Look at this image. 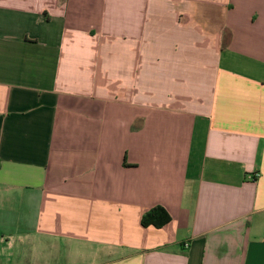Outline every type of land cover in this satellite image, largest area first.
Returning a JSON list of instances; mask_svg holds the SVG:
<instances>
[{
	"label": "crops",
	"instance_id": "1",
	"mask_svg": "<svg viewBox=\"0 0 264 264\" xmlns=\"http://www.w3.org/2000/svg\"><path fill=\"white\" fill-rule=\"evenodd\" d=\"M0 264H264V0H0Z\"/></svg>",
	"mask_w": 264,
	"mask_h": 264
},
{
	"label": "trees",
	"instance_id": "2",
	"mask_svg": "<svg viewBox=\"0 0 264 264\" xmlns=\"http://www.w3.org/2000/svg\"><path fill=\"white\" fill-rule=\"evenodd\" d=\"M172 218L167 212V210L162 206H156L149 211H147L142 216V226L147 227H155L157 229H161L168 225L171 222Z\"/></svg>",
	"mask_w": 264,
	"mask_h": 264
}]
</instances>
